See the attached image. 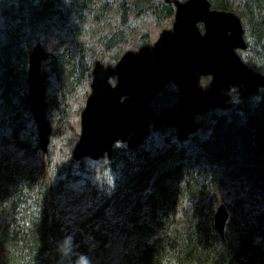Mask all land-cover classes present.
<instances>
[{"label":"trees","instance_id":"1","mask_svg":"<svg viewBox=\"0 0 264 264\" xmlns=\"http://www.w3.org/2000/svg\"><path fill=\"white\" fill-rule=\"evenodd\" d=\"M210 2L241 17L238 52L264 73V0ZM174 13L165 0H0V264H264V88L233 92L230 108L198 116L184 140L171 127L132 149L115 144L110 159L73 158L95 61L114 66L150 47L147 31ZM38 43L49 53L46 153L28 87ZM180 104L170 82L150 109Z\"/></svg>","mask_w":264,"mask_h":264},{"label":"water","instance_id":"2","mask_svg":"<svg viewBox=\"0 0 264 264\" xmlns=\"http://www.w3.org/2000/svg\"><path fill=\"white\" fill-rule=\"evenodd\" d=\"M165 1L175 6L172 26L163 28L152 46L125 51L114 66L95 61L90 92L80 113L74 159H110L115 144L132 149L151 131L166 126L174 127L178 140H184L198 130V116L232 106L228 101L233 88L244 98L264 88V73L250 68L238 52L247 47L238 14L213 8L210 0ZM48 57L38 43L28 67L30 106L44 151L51 126L41 68ZM206 76L210 77L208 88L199 82ZM170 82L179 89L181 104L152 114L151 102ZM228 219L227 207L220 203L214 226L221 235Z\"/></svg>","mask_w":264,"mask_h":264},{"label":"rangeland","instance_id":"3","mask_svg":"<svg viewBox=\"0 0 264 264\" xmlns=\"http://www.w3.org/2000/svg\"><path fill=\"white\" fill-rule=\"evenodd\" d=\"M172 26V25H171ZM170 25H168V26H162V25H160L159 27H157V26H155V25H152V27L150 28V30L149 31H147L148 32V38L152 41V43L150 44V46H152V44H153V42L156 40V38L159 36V34H160V32H161V30L163 29V28H169V27H171ZM133 51V50H132ZM134 51H137V50H134ZM210 81V80H209ZM112 82L113 83H115V79H113L112 80ZM200 84H201V82H200ZM205 88H207L209 85L208 84H202ZM53 86V85H52ZM84 104H85V101H84V103H83V106H84ZM81 113V112H80ZM79 124H78V128H79V134H80V116H79ZM196 122L197 123H199L198 122V117L196 118ZM161 130H163V133H167V132H169L170 130H171V127H168V126H166V127H164V128H162ZM174 133V137L177 139V135H178V132L176 131H174L173 132ZM79 134H78V137H79ZM50 135V134H49ZM78 137L77 136H75L74 138H72L75 142H74V146H75V144H76V142H77V140H78ZM74 146H73V148H72V153H73V149H74ZM100 160V159H99Z\"/></svg>","mask_w":264,"mask_h":264},{"label":"flooded vegetation","instance_id":"4","mask_svg":"<svg viewBox=\"0 0 264 264\" xmlns=\"http://www.w3.org/2000/svg\"><path fill=\"white\" fill-rule=\"evenodd\" d=\"M208 88V87H207ZM235 91H237V92H239V90H238V88H233L229 93L231 94V99L229 100V102H231V100H232V93L233 92H235ZM240 93V92H239ZM240 95L242 96V94L240 93ZM176 130V129H175ZM189 134V133H188ZM177 138H178V135H177Z\"/></svg>","mask_w":264,"mask_h":264},{"label":"bare ground","instance_id":"5","mask_svg":"<svg viewBox=\"0 0 264 264\" xmlns=\"http://www.w3.org/2000/svg\"><path fill=\"white\" fill-rule=\"evenodd\" d=\"M175 14V13H174ZM200 27H201V29H203V25L202 24H200ZM245 33V32H244ZM244 37H245V34H244ZM256 71V70H255ZM257 72H259V71H257ZM244 98V97H243ZM230 100V99H229ZM229 102V101H228ZM205 115V114H204ZM52 135V134H51ZM42 151L44 152V153H46L47 151H44L43 149H42ZM72 155H73V153H72ZM74 158V157H73ZM220 233V232H219ZM224 234V233H223ZM221 235V234H220ZM222 237H223V235H221Z\"/></svg>","mask_w":264,"mask_h":264}]
</instances>
